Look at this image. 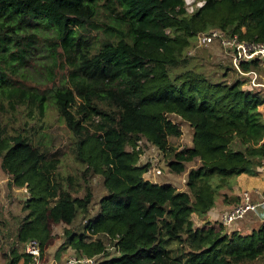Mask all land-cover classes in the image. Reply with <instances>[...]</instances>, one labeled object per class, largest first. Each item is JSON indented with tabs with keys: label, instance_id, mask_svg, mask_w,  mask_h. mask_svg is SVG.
Returning a JSON list of instances; mask_svg holds the SVG:
<instances>
[{
	"label": "trees",
	"instance_id": "trees-1",
	"mask_svg": "<svg viewBox=\"0 0 264 264\" xmlns=\"http://www.w3.org/2000/svg\"><path fill=\"white\" fill-rule=\"evenodd\" d=\"M205 1L191 14L184 0H0V114L25 107L43 118L54 106L76 139L84 179L104 178L108 194L87 233L64 232L77 256L114 248L115 256L97 264H264V222L242 233L236 224L229 231L219 221L197 228L192 221L217 205L239 204L237 178L264 166V87L244 89L241 77L216 81L189 55L211 29L264 43V0ZM36 53L43 86L17 75ZM261 64L242 62L240 69L258 72ZM172 115L193 129L192 146L179 152L169 146L170 137L183 135ZM143 139L173 154L175 174L200 162L189 171L187 192L143 178L149 166L136 150ZM0 161L10 185L29 188L17 243L38 240L47 264L55 228L87 213L93 194L86 187L75 197L78 188L72 177L64 185L59 161L1 124ZM11 255V264L30 262L16 249Z\"/></svg>",
	"mask_w": 264,
	"mask_h": 264
},
{
	"label": "rangeland",
	"instance_id": "rangeland-1",
	"mask_svg": "<svg viewBox=\"0 0 264 264\" xmlns=\"http://www.w3.org/2000/svg\"><path fill=\"white\" fill-rule=\"evenodd\" d=\"M93 33H95V31H93L92 34ZM189 55L196 58L193 61V64L197 65L198 70L201 73H204L207 76H214L216 81L224 80L228 83H233L235 80L240 79V76L232 67L231 56L218 43L204 47H197L195 42V46L189 50ZM40 56L41 55L36 53V56L32 58L31 61H26L27 64L25 67L21 66L18 68V77L25 74L31 75L28 76L31 80L28 82L29 85L43 86L45 82V78L39 74V63H41V60H39L41 58ZM178 71H181V68ZM258 72V82L264 85L263 62ZM224 74H227L228 77H226V75L224 76ZM58 84L59 81L51 82L49 83V86L43 88H52L54 85ZM247 88L248 87L244 85V89ZM259 110L264 115V105L261 106ZM35 112L36 114L30 116L25 107H22L19 110L17 109L15 112L6 110L0 114V124L10 136H15L17 134L28 136L36 147L41 151L46 152L48 161H59L57 171L63 178L64 185L68 186V180L72 177V184L75 188H78V193L74 194L75 197H84L86 195V187L91 190L93 199L88 212L85 214L80 213L77 216L76 221L69 227L61 225L55 228L53 234L58 235V239L56 240V244L50 247L48 252H46L47 254H50V251L54 253L61 250L62 254L70 253L71 256H77L76 252L67 245L69 239L64 232L66 229H69L78 235L87 233V224L94 220L98 213H100V201L108 194L107 189L104 186V178L101 175L91 174L87 177V180L84 179L82 175L84 166L76 161V139L67 128L64 121L60 118L54 106L48 108L47 113L43 118L40 117L39 112ZM170 120L177 124L183 132L181 137L169 138L170 148L179 152L186 147H191L193 141V129L191 126L175 115L170 116ZM140 146V164L149 165V169H151L152 162L156 160L158 164L157 169L162 171V175L158 176L155 174L144 175L143 178L145 180L152 182L153 184L172 185L180 192L188 191V174L191 169L200 165L198 160L188 163L184 173L175 174L170 171L168 166L173 157L171 152H169L168 155L164 154L145 139H143ZM10 183L11 178L2 169L0 161V264H11V259L13 258L11 254L13 249H16L18 254H22L23 252V246L17 243V233L22 220L27 214V212L24 211L25 202L30 198L29 188H27V186L18 187L14 184L10 185ZM244 186L246 187L245 184ZM207 220H209L208 216L201 221L197 215H192V221L195 228L203 225ZM86 239L90 241L93 237L87 235ZM115 255L116 252L114 248H109L106 255H99L96 257V260L97 262L104 261L106 258H111ZM68 259L66 261L64 259L62 264H67Z\"/></svg>",
	"mask_w": 264,
	"mask_h": 264
},
{
	"label": "built area",
	"instance_id": "built-area-1",
	"mask_svg": "<svg viewBox=\"0 0 264 264\" xmlns=\"http://www.w3.org/2000/svg\"><path fill=\"white\" fill-rule=\"evenodd\" d=\"M184 1L187 11L191 14L194 13L197 8H202L206 4L205 0ZM214 43L220 44L231 56L233 66L237 69L239 76L246 82L249 89L264 87L263 84L258 82L259 72L252 70L248 73H243L240 69V63L242 62L261 61L264 63L263 42L240 40L238 35L229 36L220 29H211L197 36V47L209 46ZM142 141L143 140L137 142L136 150L140 151ZM157 165L156 160H154L151 164L152 168L149 169L148 167L144 175H162V171L157 169ZM241 196L242 199L239 204L223 212L220 216L219 222L228 229H231L234 224L245 219L249 214L257 212V210L264 205V194L260 192L245 191ZM23 254L28 256L32 263L42 264V251L38 240L32 239L25 243L23 245ZM96 257L97 256H71L67 264H97Z\"/></svg>",
	"mask_w": 264,
	"mask_h": 264
},
{
	"label": "crops",
	"instance_id": "crops-1",
	"mask_svg": "<svg viewBox=\"0 0 264 264\" xmlns=\"http://www.w3.org/2000/svg\"><path fill=\"white\" fill-rule=\"evenodd\" d=\"M244 184L246 185V187L244 186ZM245 191L260 192L264 194V166L258 168L255 176L241 175L238 178V183L237 186L235 187V194L240 197V195H242V193ZM222 209H225V211H227L231 209V207L217 205V207L213 208L207 215L209 217V221L211 222L219 221L221 214L225 212L222 211ZM261 222H264V205L261 206L257 210V212L249 214L247 218L238 221L236 225L238 226L239 230L242 233H248L252 227H254L255 225H259ZM234 226H232V228ZM48 256L50 257V261L47 264H62L64 259L66 261L69 258L68 259L69 261L71 258L70 253L62 254L61 250H58L54 253L50 251V254H48ZM19 264H23V263L21 262ZM28 264H34V263H32L30 260Z\"/></svg>",
	"mask_w": 264,
	"mask_h": 264
}]
</instances>
